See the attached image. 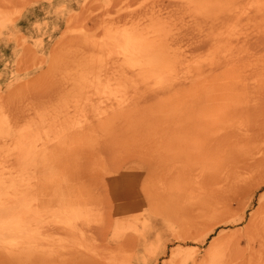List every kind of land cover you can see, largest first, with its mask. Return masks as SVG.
<instances>
[{"label":"rangeland","instance_id":"rangeland-1","mask_svg":"<svg viewBox=\"0 0 264 264\" xmlns=\"http://www.w3.org/2000/svg\"><path fill=\"white\" fill-rule=\"evenodd\" d=\"M121 35L158 38L170 76L123 63ZM225 64L250 91L216 116L202 80ZM260 79L264 0H0V264H264ZM250 169L231 212L203 218Z\"/></svg>","mask_w":264,"mask_h":264},{"label":"bare ground","instance_id":"bare-ground-1","mask_svg":"<svg viewBox=\"0 0 264 264\" xmlns=\"http://www.w3.org/2000/svg\"><path fill=\"white\" fill-rule=\"evenodd\" d=\"M155 32H153V35L160 33L157 31H155ZM153 35H152V37L157 36L158 34L154 35V36ZM159 35H158V37H159ZM161 37H162V35H161ZM149 38H151V35H149V36L147 35V37H143V36L141 37L139 35H137L135 37L121 35L118 38H116L115 42L117 43L118 46L120 43L121 47H122V51L120 53V54H122V57H121L122 62L123 63L126 62V64L129 65L130 67H137L136 71H139V72L140 71H147L145 78H162L161 76H158L159 73H164V78H168L170 76V73H171L170 71H172L173 66H172V64L169 65V62L168 63L162 62V60H161L162 58H160L161 56H159V52H158V48H160V44L158 42H157L158 43L157 46L153 44V42L154 41L156 42V40H158V38L154 37V38H157V39H154V41H151V40L149 41ZM160 54H161V51H160ZM130 60H133V62H131ZM118 61L120 62V59L116 60V62H118ZM235 68H237V65H235V64H232V65L231 64L230 65L225 64V66H222L221 68H219V70H217L220 72L219 74H217V72L215 71L216 74H215V72H213L215 74L213 76V73H211V70H209L208 74L203 77L202 86H201L202 87V94H203V103H204V109L208 113L211 112L213 109H214L213 113H214V111H215V114L219 113V112H216V110L218 111V109H217L218 105H216V104H219L221 102V105L223 107H224V105H228V106L231 104L233 105L236 103L235 101L239 102V100L242 99V96H244L243 94H244L245 90H246L245 95L247 94V90H249V88H248L249 85L247 83H245V80H243L244 78L231 77L233 75L232 72H233V70H235ZM209 73H211L212 75H210ZM247 85H248V87H247ZM253 88H254L253 89L254 95H256V97H254V100L256 98L257 102L259 103V105L257 104L259 106L258 108H260L257 110L262 111V107H264V80H261V79L258 80L257 86H255ZM251 94H253V93H251ZM246 99H249V97ZM244 100H245V97H244ZM241 102L242 101H240V103ZM242 104H243V102H242ZM244 104L249 105L248 101H247V103H244ZM215 105H216V107H214ZM232 105H231V108H233ZM246 105H244V107ZM235 106H236V104H235ZM239 106H240V104H238V107ZM246 108H248V107H246ZM250 108L254 110L253 106ZM256 108H257V106L255 107V109ZM124 109L122 107L118 108V109L117 108L113 109L114 112H112L110 114V117H113L114 115H116V117H119V116L122 117V114H124V112H125V111H123ZM226 109H228V107ZM233 109L236 110L237 108L235 107ZM241 109H243V108H241ZM241 109H240V111L243 112V110H241ZM247 112L248 111H246V113ZM208 113H206V116L208 115ZM215 114H214V121L216 122ZM210 116H211V113H210ZM216 116H217V114H216ZM212 117H213V115H212ZM209 118L211 119V117H209ZM209 118H208V120H210ZM218 122H219V120H218ZM218 122H216V124H218ZM205 123L207 126L208 123L207 122H205ZM211 123H213V120L211 121ZM212 126H208L204 129L205 134L209 133ZM215 129H217V128H215ZM23 137H24L23 140H24V145H25L26 150H28V151L31 150V146L33 144V140H31V136L27 134V135H24ZM262 137H264V136H262ZM262 140H264V139H262ZM262 149H264V148H262ZM26 153H27V151H26ZM259 153H261V156H264V150H261V152H259ZM256 161H258V160H256ZM252 174H253V170H251V169L247 172H241V173L235 172L234 176L232 177L233 182L227 185L226 191L223 193V195L220 196L218 199H214V200L210 201L204 207L203 218L217 219V218L226 217L229 214V212H231L230 209L232 208L234 198L236 197V192H239V190H241V188L244 187V185L246 184L247 181L254 178V175H252ZM13 201H15V199ZM9 205H10V207L7 206L8 208H6L7 211L9 210V212H8L9 219L7 221L5 230L8 232L9 237H11L10 239H13V241L17 240V242H19L24 237L23 230L27 227V224H26L27 220L25 221L23 218H20V214H17L18 210L16 209L17 211H15V205L16 204L14 205L12 202H10ZM27 205L23 204V206H21L20 212L22 215L24 213L25 214L28 213V210H27L28 206ZM18 215H19V217H18ZM207 259L208 260H207L206 264H216V261L218 260L217 253H212V252L209 253L207 255Z\"/></svg>","mask_w":264,"mask_h":264}]
</instances>
